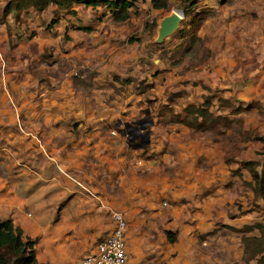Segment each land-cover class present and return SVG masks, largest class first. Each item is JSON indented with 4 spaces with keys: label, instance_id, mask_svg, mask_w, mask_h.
I'll return each mask as SVG.
<instances>
[{
    "label": "crops",
    "instance_id": "0c3cea01",
    "mask_svg": "<svg viewBox=\"0 0 264 264\" xmlns=\"http://www.w3.org/2000/svg\"><path fill=\"white\" fill-rule=\"evenodd\" d=\"M96 8L73 4L70 14L59 12L57 22L49 24L55 5L42 11L29 7L18 20L8 13L0 23V220L8 219L20 229L41 264H80L110 231V209L121 210L128 221L126 264H143L151 253H159L157 245L148 242L150 226L144 228L151 213L143 208L150 210L152 191L149 187L141 197L133 182L136 152L124 135L103 129L104 124H120L119 105L111 110L104 100L89 104L81 93L87 86L75 90L70 69L56 79L45 68L53 63L43 58L45 50L54 59L57 46H62L63 57L70 59L73 45L86 41L78 29L83 25L80 11ZM226 9L214 8L208 19L214 26L207 39L211 61L215 67L223 65L221 75L235 87V102L258 103L261 114L256 111L255 123L264 136V0H237ZM76 46L80 50V44ZM254 110L245 111V126L253 124ZM144 132L146 145L155 146L147 129L135 136L139 139ZM207 205L204 218L210 216L214 200Z\"/></svg>",
    "mask_w": 264,
    "mask_h": 264
},
{
    "label": "rangeland",
    "instance_id": "374dc122",
    "mask_svg": "<svg viewBox=\"0 0 264 264\" xmlns=\"http://www.w3.org/2000/svg\"><path fill=\"white\" fill-rule=\"evenodd\" d=\"M7 1L0 0V23L8 13L15 17L12 12L1 13ZM235 1L166 0V8L156 10L150 0H134L121 23L114 22L103 7L83 9L81 27L87 30L80 31L85 32L82 40L86 41L73 45L71 58L63 57L62 46H57L54 59L50 51H44L43 58L53 62L45 68L56 79L70 69L72 87L87 86L81 93L89 104L104 100L111 110L120 107L116 114L120 124H104L103 129L125 136L136 152L135 188L141 197L149 187L152 191L150 210L143 208L151 213L144 228L150 226L147 239L157 245L159 253H151L152 258L147 256L143 264H256V258L245 260L242 238L259 236L256 229L244 231L245 226L257 223L264 228V196L253 193L251 176L242 162L254 161L260 170L264 143L247 136H260L255 122L256 111L261 114V109L256 101L248 103L255 109L250 113L251 126L243 120L249 109L231 113L232 108L247 103L235 102L231 94L235 87L227 85L230 78L221 75L223 65H213L207 45L214 28L208 19L217 9L227 12ZM69 9L57 8L51 22H57L59 12L70 14ZM174 10L181 16L176 29L156 43L160 19ZM199 11V26L190 27L192 15ZM251 16L255 19V13ZM223 34H219L221 40ZM261 69L257 68L258 73ZM205 99L208 111L230 121L228 126L220 123L218 133L195 131L175 119L183 116L187 104L198 105ZM146 129L155 146L149 143L138 150L139 139L133 133ZM211 200L215 205L204 218L203 210ZM197 211L200 216L191 219ZM167 233L172 234V242Z\"/></svg>",
    "mask_w": 264,
    "mask_h": 264
},
{
    "label": "trees",
    "instance_id": "16d2710c",
    "mask_svg": "<svg viewBox=\"0 0 264 264\" xmlns=\"http://www.w3.org/2000/svg\"><path fill=\"white\" fill-rule=\"evenodd\" d=\"M153 9L160 10L166 8V0H150ZM73 4H80L85 7L95 8L103 7L114 22L121 23L128 18L130 10L134 7V0H8L1 13L12 12L15 16L22 10L32 7L37 11H42L48 5H55L58 9H69ZM202 11L196 12L190 19V27L199 26V18ZM202 17V16H201ZM203 18V17H202ZM201 18V20H202ZM52 23V22H50ZM78 29L87 30L80 27ZM252 104H247L244 107H234L231 113L236 114L244 109H249ZM208 101L205 99L203 103L187 104L183 108V116L178 120L185 127L199 131L210 130L219 132L218 125L224 123L223 126H228L230 121L224 116H215L207 110ZM264 143V136H247ZM242 165L249 172L252 180V191L258 196L264 195V159L262 160L260 170H256V162L243 161ZM244 231L256 229L259 236L243 237V252L245 260L256 258V264H264V228L260 224H252L245 226ZM169 242L173 241V236L167 233ZM0 264H41L36 262L32 249V242L22 238L19 228L12 225L10 220H0Z\"/></svg>",
    "mask_w": 264,
    "mask_h": 264
},
{
    "label": "built area",
    "instance_id": "2783aa9c",
    "mask_svg": "<svg viewBox=\"0 0 264 264\" xmlns=\"http://www.w3.org/2000/svg\"><path fill=\"white\" fill-rule=\"evenodd\" d=\"M112 227L93 250L84 255L80 264H126L127 253L124 234L127 227L126 219L121 210H109Z\"/></svg>",
    "mask_w": 264,
    "mask_h": 264
},
{
    "label": "water",
    "instance_id": "95a60500",
    "mask_svg": "<svg viewBox=\"0 0 264 264\" xmlns=\"http://www.w3.org/2000/svg\"><path fill=\"white\" fill-rule=\"evenodd\" d=\"M181 16L178 11H171L168 15L162 17L158 23L157 34L154 41L160 43L166 36L171 34L177 27ZM126 125V124H125ZM140 128L143 129V124H140ZM135 135L133 138L135 139ZM148 142L147 132L139 134V140L135 146L143 148Z\"/></svg>",
    "mask_w": 264,
    "mask_h": 264
},
{
    "label": "flooded vegetation",
    "instance_id": "af4514ba",
    "mask_svg": "<svg viewBox=\"0 0 264 264\" xmlns=\"http://www.w3.org/2000/svg\"><path fill=\"white\" fill-rule=\"evenodd\" d=\"M134 135H136L137 133H133ZM136 138H138V137H136Z\"/></svg>",
    "mask_w": 264,
    "mask_h": 264
}]
</instances>
